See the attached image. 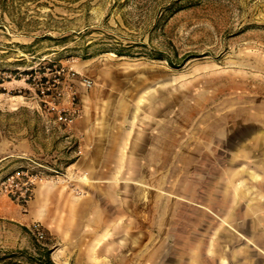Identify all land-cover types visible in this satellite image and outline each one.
Instances as JSON below:
<instances>
[{
  "label": "rangeland",
  "instance_id": "374dc122",
  "mask_svg": "<svg viewBox=\"0 0 264 264\" xmlns=\"http://www.w3.org/2000/svg\"><path fill=\"white\" fill-rule=\"evenodd\" d=\"M105 136L136 162H81ZM46 249L264 264V0H0V264Z\"/></svg>",
  "mask_w": 264,
  "mask_h": 264
},
{
  "label": "crops",
  "instance_id": "0c3cea01",
  "mask_svg": "<svg viewBox=\"0 0 264 264\" xmlns=\"http://www.w3.org/2000/svg\"><path fill=\"white\" fill-rule=\"evenodd\" d=\"M85 132V133H84ZM87 129L83 130L84 137L87 138ZM97 138L100 139V137L97 136ZM106 138V136H105ZM109 138V137H108ZM108 138L103 139L99 141V139L94 140L93 143L92 141L88 140V143L92 144V149L88 150L85 158L81 160V162L87 163H95L96 165H120L122 163H129V162H136L134 161L135 155L129 152L128 150V144L126 142H123L121 139L119 141L111 142ZM259 132H253L252 134L249 135V137L246 138L245 141H257L259 139ZM106 140V141H105ZM87 148V147H86ZM138 154L143 155L144 152H137ZM116 167V166H115ZM89 179L93 181L94 183H110L113 181H116L118 179L117 173L114 172H104L100 170L95 171H90ZM105 185V184H103ZM92 197H83L82 199L79 200L83 205H87L91 208L92 211L100 212L99 206H97V202L92 200Z\"/></svg>",
  "mask_w": 264,
  "mask_h": 264
},
{
  "label": "trees",
  "instance_id": "16d2710c",
  "mask_svg": "<svg viewBox=\"0 0 264 264\" xmlns=\"http://www.w3.org/2000/svg\"><path fill=\"white\" fill-rule=\"evenodd\" d=\"M169 60H170V59H169ZM44 258H45V261H46L47 264H56V263H54V262L52 261L48 249L45 250Z\"/></svg>",
  "mask_w": 264,
  "mask_h": 264
}]
</instances>
